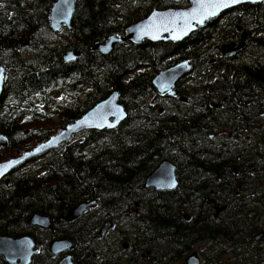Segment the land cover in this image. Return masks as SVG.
<instances>
[{
    "label": "trees",
    "instance_id": "trees-1",
    "mask_svg": "<svg viewBox=\"0 0 264 264\" xmlns=\"http://www.w3.org/2000/svg\"><path fill=\"white\" fill-rule=\"evenodd\" d=\"M54 1L0 0V66L5 70L0 134L7 140L0 162L47 141L113 90L119 91L127 117L114 128L74 136L0 181V236L30 235L40 248L30 264H56L47 248L59 238L74 243L75 264H107L108 252L115 264H125L123 252L99 236L100 226L112 221V231H119L130 247L126 253L152 247L158 254L155 264H180L202 240L208 243L204 264H264V246L252 239L264 227L259 219L264 204L247 205L244 189H237L241 178L223 156L230 153L234 136L214 139L215 146L206 137L215 127L232 135L263 134L257 115L264 102V2L229 11L182 42L125 41L102 54L93 50L96 43L123 36L152 5L169 0H77L71 28L59 33L48 22ZM239 27L248 33L237 55L242 59L225 62L219 46L238 39ZM68 50L79 58L65 62ZM186 59L197 72L196 88L177 90L187 101L159 96L152 81L161 65ZM247 100L255 104L247 107ZM209 103L221 107L211 109ZM165 159L176 166L177 189L144 188L145 178ZM238 170L246 172L241 165ZM90 201L97 205L75 222L60 219ZM34 213L48 216L52 229L30 228L27 221ZM220 236L229 249L219 245ZM0 264L8 263L0 257Z\"/></svg>",
    "mask_w": 264,
    "mask_h": 264
},
{
    "label": "water",
    "instance_id": "water-1",
    "mask_svg": "<svg viewBox=\"0 0 264 264\" xmlns=\"http://www.w3.org/2000/svg\"><path fill=\"white\" fill-rule=\"evenodd\" d=\"M178 1V0H175ZM77 0H55L49 10V27L53 32H59L63 27L70 29L75 13ZM264 0H189L186 7H153L142 19L136 20L125 28L123 36L111 35L103 43H96L93 50L102 54L112 51L115 44L129 41L135 45L144 42H182L197 30L203 28L209 21L220 19L225 13L246 4H258ZM244 34L238 44L234 42L222 46L221 53L231 56L243 47ZM65 62H73L79 58V53L68 50L64 56ZM191 71L188 60L161 69L153 78V86L160 96H174L175 85ZM5 70L0 66V94L3 89ZM127 117V111L120 102V93L113 90L105 99L98 102L75 122L68 124L60 133L49 138L46 142L17 157H11L0 162V181L10 175L26 162L41 159L60 145L68 143L73 136L88 130L111 129L118 126ZM7 145L6 138L0 134V146ZM175 164L168 159L161 161L158 166L145 178L144 188L155 191H172L177 187ZM97 201L81 202L60 216L61 220L73 223L81 218L89 208L95 207ZM187 217V216H185ZM31 228L50 230L51 220L48 216L34 213L28 219ZM109 226L106 223L102 232ZM102 234V233H101ZM74 243L68 239H55L48 244V253L53 257L72 250ZM40 253L34 239L30 235L20 237L0 236V257L8 264H30ZM186 264H199L195 253L186 258ZM57 264H74L71 254L63 256Z\"/></svg>",
    "mask_w": 264,
    "mask_h": 264
},
{
    "label": "flooded vegetation",
    "instance_id": "flooded-vegetation-1",
    "mask_svg": "<svg viewBox=\"0 0 264 264\" xmlns=\"http://www.w3.org/2000/svg\"><path fill=\"white\" fill-rule=\"evenodd\" d=\"M200 30H204V28H202ZM237 32H240L239 38L236 40L227 41L226 44L231 43V42L238 43V42H240L242 36L244 34H246L244 41H243V47H244L245 40L247 39L248 33L242 31L240 27L237 28ZM224 45L225 44L219 46L220 51H221L222 46H224ZM241 49L236 51L231 56H223L222 54L221 55L223 56V59H225V62H228V61L237 62V61H240L242 59L241 57L237 56L238 53L241 51ZM213 62H214V59L209 61V63H213ZM192 70L193 69H192V65H191V71ZM195 79H196V77H193L190 75H188L186 78H184L181 83H178L175 86V88H174L175 94L172 98H178L179 101L186 102L187 100L184 97L178 96L177 90L179 91L180 89H184V88H196L197 83L195 82ZM211 80H212V78H209L208 81H211ZM250 101L251 102L248 103V100H247V107H248V104H249V107L251 105L255 104V102L253 100H250ZM199 107H200V110H202L205 107V105L200 104ZM209 107L211 109L218 110V109H220L221 105L209 103ZM261 108L263 111H261L257 116H258L259 123L261 124L260 128L263 129L262 135H253V134L252 135H249V134L248 135H240L237 133L232 135V134H227L226 129L215 127V131L212 133H209L208 136H206L208 141L211 142L210 146H215V144L212 141L216 138H221V137H225V136L226 137L234 136L235 140L231 144V149L229 150L230 153L227 152L223 156H224V159L229 160L231 162L232 173L234 175H237L236 177L238 178V180H239V178H241V181H239V183L241 185H237V189L238 190L241 188L244 189L243 194L246 196L247 201H248L247 205H249V206L264 204V102H263ZM237 124H238V121L233 122L234 126H236ZM251 129H254V128H251ZM254 138H259L260 141L257 143V142H255ZM239 139L244 140L245 143H239L238 142ZM218 146H216V147H218ZM240 148H242V150H240ZM240 165H241V167L245 168L247 173L242 172V171L239 172L238 168ZM176 171H177V169H176ZM239 175H240V177H239ZM220 181H221V179H219L217 182H220ZM177 187H178V184H177ZM177 187L172 191H175L177 189ZM234 194L237 196V198H239L240 194L238 192H235ZM88 210H87V212H88ZM87 212L85 214H87ZM185 216H187V217H185L186 219H189L188 215H185ZM260 218L262 219L261 221L264 222V215H262V216L259 215V219ZM106 223H109V226L105 229L104 232H102V227ZM51 224H52V221H51ZM261 228L262 229L260 231H258L254 235L252 234L253 242L255 244H258L259 247L264 246V227H261ZM255 229H259V224L255 225ZM112 230H113L112 221H106L104 224H102L100 226L99 236L100 237H106L107 236L105 238V240L108 243V247H112L114 249L119 250V252H120L119 254H121V252H123L122 257H123V259H125V261H124L125 264H127V262L130 260H133L135 262V264H144V262H146L147 264H155V262L158 258V254L156 253V251L152 247L143 249L142 246H137L135 253H133V254L130 253V255H128L126 252L129 251L130 247H129L127 241H122L121 238L119 239L118 235L121 234L119 231H112ZM218 242H219V245L221 243L223 244V242L226 243V241L223 240V238L221 236L218 237ZM207 245H208V243L205 240L195 242L192 246V249L189 252H187L186 255L184 257H182V259L179 261L180 264H186V262H185L186 258L188 256H190L192 253H195L196 256L198 257L199 264H204V253L207 250V248H206ZM226 245H227V243H226ZM118 246H119V248H118ZM227 248L229 249L228 245H227ZM73 249H74V247L72 248V250H70L68 252L61 253V254L57 255L56 257H54L57 259L56 264L63 258V256H65L67 254H71L72 259H73V253H72ZM142 251H144V253H142ZM107 256L109 257L107 264H115L112 253L108 252ZM74 264H75V262H74ZM119 264H122V263H119ZM177 264H179V263H177Z\"/></svg>",
    "mask_w": 264,
    "mask_h": 264
},
{
    "label": "rangeland",
    "instance_id": "rangeland-1",
    "mask_svg": "<svg viewBox=\"0 0 264 264\" xmlns=\"http://www.w3.org/2000/svg\"><path fill=\"white\" fill-rule=\"evenodd\" d=\"M182 1L183 0H178V1H175V0H169V1H166L165 3H163V5H152V8L153 7H155V6H157L158 8H165V7H173V6H178V7H183L184 5H183V3H182ZM221 20H223L222 18L220 19V20H218V21H221ZM227 42H222L220 45H223V44H226ZM171 59V58H170ZM163 68H165V66L164 65H161V68L160 69H163ZM197 72L196 71H192L191 73H190V76H194L195 74H196ZM59 91H61V90H59ZM59 91H56L55 92V95H57V96H59V97H63V96H65V94H63V93H61V92H59ZM62 95V96H61ZM36 101H37V99H36ZM40 159V158H39ZM37 160V159H36ZM22 168H20L19 170H21ZM18 170V171H19ZM223 245L225 246V247H227V245H226V243L225 242H223Z\"/></svg>",
    "mask_w": 264,
    "mask_h": 264
},
{
    "label": "bare ground",
    "instance_id": "bare-ground-1",
    "mask_svg": "<svg viewBox=\"0 0 264 264\" xmlns=\"http://www.w3.org/2000/svg\"><path fill=\"white\" fill-rule=\"evenodd\" d=\"M66 30V29H65ZM49 37V36H48ZM186 87V86H185ZM169 98V97H168ZM164 113V112H163ZM221 135V134H220ZM66 212V211H65ZM52 225V224H51ZM60 239V238H59ZM197 247V246H196ZM208 249V248H207Z\"/></svg>",
    "mask_w": 264,
    "mask_h": 264
}]
</instances>
